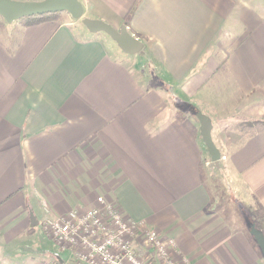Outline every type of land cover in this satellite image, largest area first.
Segmentation results:
<instances>
[{
	"label": "crops",
	"instance_id": "1",
	"mask_svg": "<svg viewBox=\"0 0 264 264\" xmlns=\"http://www.w3.org/2000/svg\"><path fill=\"white\" fill-rule=\"evenodd\" d=\"M80 1L144 46L126 54L70 14L17 35L19 21L0 24V264H71L41 224L99 196L172 238L189 264H264L221 206L198 115L235 206L262 220L264 0Z\"/></svg>",
	"mask_w": 264,
	"mask_h": 264
},
{
	"label": "built area",
	"instance_id": "2",
	"mask_svg": "<svg viewBox=\"0 0 264 264\" xmlns=\"http://www.w3.org/2000/svg\"><path fill=\"white\" fill-rule=\"evenodd\" d=\"M42 230L71 252V264H189L175 254L172 238L130 219L116 202L102 196L84 211L48 215Z\"/></svg>",
	"mask_w": 264,
	"mask_h": 264
},
{
	"label": "water",
	"instance_id": "3",
	"mask_svg": "<svg viewBox=\"0 0 264 264\" xmlns=\"http://www.w3.org/2000/svg\"><path fill=\"white\" fill-rule=\"evenodd\" d=\"M53 13H68L72 18L81 20L91 32H105L118 43L126 54H136L143 49V42L139 40V38L133 36L126 26L117 30L112 25L102 20L85 17L84 7L80 0H0V16L9 24L24 18ZM198 115L202 120V132L209 153L213 161L218 162L220 154L211 136L209 120L199 112ZM37 223L38 222L34 220L32 226H36ZM250 234L257 242L264 256V231L259 229L255 224H252L250 227Z\"/></svg>",
	"mask_w": 264,
	"mask_h": 264
},
{
	"label": "rangeland",
	"instance_id": "4",
	"mask_svg": "<svg viewBox=\"0 0 264 264\" xmlns=\"http://www.w3.org/2000/svg\"><path fill=\"white\" fill-rule=\"evenodd\" d=\"M63 14V13H62ZM69 14L68 13H64L63 17H67ZM70 16V15H69ZM1 17V16H0ZM81 23V21H79ZM12 28V27H9ZM21 25H19L18 23H16L15 25H13V29L12 31L17 35V33L20 31ZM147 68L144 70V73L146 75L151 74V64H147L146 66ZM223 98L221 96V107H223V105H228L230 108V111L233 109L234 105H237V103L235 102H228L229 98L232 95V91H231V87L229 85H225L223 87ZM178 100H176L177 102ZM179 104V102H177ZM257 117L255 116H250L248 114H242V115H238L237 117V122H239V124H247V122H254L253 119H256ZM259 127H264V123H260L258 124ZM220 143V142H219ZM211 162L210 165V176L216 186V192H219L220 195V203L221 206L223 208H225L227 215L231 218H236L238 223H242L243 224V228L245 230H247V232H250V227L252 224H255L259 229H262L260 226V221L261 219H258V217H256L255 219H253L250 214L248 213L247 210H244L243 208L238 209V206L234 203L235 202V198H234V193H233V185L230 184L229 178L226 176L224 170L221 167H217L216 162H213L211 160H209ZM42 227V224H41ZM38 230H40V227H38Z\"/></svg>",
	"mask_w": 264,
	"mask_h": 264
},
{
	"label": "trees",
	"instance_id": "5",
	"mask_svg": "<svg viewBox=\"0 0 264 264\" xmlns=\"http://www.w3.org/2000/svg\"><path fill=\"white\" fill-rule=\"evenodd\" d=\"M64 14V13H63ZM63 14L62 13H53V14H46L42 16H34V17H28L20 20L18 23L22 25L23 27L31 26V25H36L43 23L45 21H50V20H62L63 19ZM5 23L4 19L1 17L0 19V24ZM13 41V40H11ZM197 111V109H194ZM262 122H264V118H262ZM260 226L261 230L264 231V218L260 221Z\"/></svg>",
	"mask_w": 264,
	"mask_h": 264
}]
</instances>
